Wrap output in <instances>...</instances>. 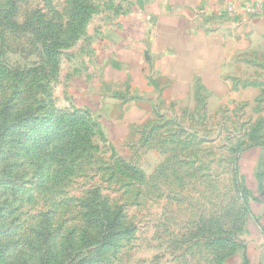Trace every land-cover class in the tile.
I'll list each match as a JSON object with an SVG mask.
<instances>
[{
  "label": "rangeland",
  "instance_id": "obj_1",
  "mask_svg": "<svg viewBox=\"0 0 264 264\" xmlns=\"http://www.w3.org/2000/svg\"><path fill=\"white\" fill-rule=\"evenodd\" d=\"M84 1L95 3L97 11L84 33L61 49L40 115L74 111L86 123L95 122L91 147L55 187L39 189L31 169L22 166L29 184L14 211L23 227L21 240L34 235L39 214L47 212L55 246L83 232V241L75 245L84 254L96 253L101 231L87 222L90 209L83 204L99 196L94 207L121 211L132 229L107 252L109 264H216L217 255L223 256L221 264H264V53L257 61L263 66L242 64L244 73L235 69L239 62L232 57L234 66L221 88L196 92L186 99L189 108L185 101L169 107L167 96L160 110L148 109L142 120L118 124L126 84L107 85L90 65L97 64L95 44L115 29L121 14L116 11L124 10L126 0ZM13 2L20 24L32 17L36 23L40 16L61 23L71 0H0L2 62L23 69L39 62L41 54L30 35L7 27L4 13Z\"/></svg>",
  "mask_w": 264,
  "mask_h": 264
},
{
  "label": "trees",
  "instance_id": "obj_2",
  "mask_svg": "<svg viewBox=\"0 0 264 264\" xmlns=\"http://www.w3.org/2000/svg\"><path fill=\"white\" fill-rule=\"evenodd\" d=\"M95 8L91 1L71 0L66 20L61 23L40 16L36 23L32 17L20 24L14 19L15 2L4 13L7 27L30 35L33 43H38L41 56L33 66H8L2 62L6 52L0 44V92L7 90L0 96V264H109L107 252L132 233L121 211L109 212L107 206L104 211L100 204L94 207L93 200L99 196L88 198L83 204L92 212L88 211L87 222L101 231L94 254H84L82 247L75 245V240L83 241V232L78 233L77 239L73 234L66 236L62 244L55 246L54 230L50 227L53 220L47 212L39 214L37 228L31 231L34 235L22 241L23 227L14 215L19 194L29 184L20 171L24 164L31 169L39 189L55 187L74 172L75 162L91 147L95 122L89 119L86 123V118L74 111L49 117H41L40 112L47 106L48 83L58 73L61 49L84 33ZM118 162L126 170L136 172L123 159ZM101 210L105 212L102 215ZM221 257L217 255L215 259L214 255L216 264H221Z\"/></svg>",
  "mask_w": 264,
  "mask_h": 264
},
{
  "label": "crops",
  "instance_id": "obj_3",
  "mask_svg": "<svg viewBox=\"0 0 264 264\" xmlns=\"http://www.w3.org/2000/svg\"><path fill=\"white\" fill-rule=\"evenodd\" d=\"M123 5L112 36L102 34L95 44L97 64L90 65L107 85L126 84L118 124L160 110L167 96L169 107L185 101L189 108L186 99L196 92L221 88L234 60L239 71L242 64L262 65L257 61L264 53V0H126Z\"/></svg>",
  "mask_w": 264,
  "mask_h": 264
},
{
  "label": "built area",
  "instance_id": "obj_4",
  "mask_svg": "<svg viewBox=\"0 0 264 264\" xmlns=\"http://www.w3.org/2000/svg\"><path fill=\"white\" fill-rule=\"evenodd\" d=\"M229 10H230L231 12H234V11H235V9L233 8V6H231V7L229 8Z\"/></svg>",
  "mask_w": 264,
  "mask_h": 264
}]
</instances>
